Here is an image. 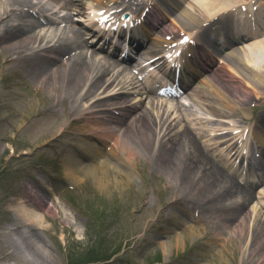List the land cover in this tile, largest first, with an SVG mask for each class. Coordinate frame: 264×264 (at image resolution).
I'll return each mask as SVG.
<instances>
[{
    "label": "rangeland",
    "instance_id": "obj_1",
    "mask_svg": "<svg viewBox=\"0 0 264 264\" xmlns=\"http://www.w3.org/2000/svg\"><path fill=\"white\" fill-rule=\"evenodd\" d=\"M136 3H141V0H136ZM5 4H0L2 11L7 6ZM129 5L130 10L135 8L132 3ZM55 6L54 1L35 0L31 9L47 13ZM29 14L32 16V13ZM80 16L83 14L74 12L73 19L69 21L67 16L60 15V19H67L68 24L64 28H57V33L47 35L60 37L63 41L69 39V31L76 29L73 28L74 19ZM23 17L31 20L28 16ZM14 21L11 19V23ZM45 29L50 28L47 26ZM49 43L48 39L35 45L32 41L17 53L0 47V264H253L246 253L254 234L249 228L253 227L251 221L258 212L264 218V189L258 192L255 202L247 209L248 231L245 232L246 237L241 238L237 233L232 234L226 225L223 226L224 223L217 222L218 210H214L215 213L206 212L198 196L194 194L193 198L189 197L190 194L178 187L168 173L158 168L154 156L149 155L151 150L147 148L144 151L138 144V149L132 147L136 150L133 161L124 165L123 161L117 160L121 168H126L127 173H124L127 175L123 177L124 182L113 178V188L100 187L93 173H81L82 181L78 184L70 181L65 167L68 157L72 155L74 160L80 158V162H92L93 158L80 147L82 140L89 144H93V140L91 135L74 137L62 134L63 131L79 130L80 124L70 123L71 119L79 116L72 117V108H64L62 103L54 108L55 104L49 102L59 97H54L55 84L45 89L31 76L33 49ZM223 77L211 75L231 92V86L225 83L227 79ZM125 80L129 82L130 78L121 76L110 88V93L131 92L132 86L127 90L120 89L122 85L118 86ZM204 88L186 99L180 118L187 121L197 135L209 134L212 129L221 127L233 131L242 123L241 110L239 112L236 108L237 113L228 111L231 117L229 126H226L208 104L204 105L207 101H215L219 91H207V85ZM104 90L99 89L92 102L99 100ZM132 93L127 103L129 105L140 100ZM197 94H200V98ZM197 98L200 102L194 104ZM250 98L253 116L247 124L257 119L259 112L264 110V107L261 108L264 97L256 99L251 95ZM210 105L224 107L213 102ZM122 111L116 108L109 114L117 116L116 113ZM90 120L87 119L85 123L90 125ZM129 121L133 122L132 119ZM177 121L179 118L176 123L172 119L168 122L171 131ZM201 140L212 153L215 151V138L203 137ZM73 144L78 146L74 147ZM151 148L154 149V146L151 145ZM74 160H71V166L76 169L78 166ZM95 160L101 162L103 157ZM115 170L109 171V175L115 176L119 172ZM72 184L78 189L74 190ZM28 190H32V194L46 195V210H37L43 222L32 232V228L23 227L24 233L20 237L10 235L12 230H5L13 228L18 218L16 210L22 205L33 209L32 203H24ZM236 200V197L229 198L221 205L233 207L238 203ZM226 206H221L220 212L227 209ZM192 228L196 229V233L191 235ZM179 236L184 237L179 246L171 249L163 247ZM27 238H34L35 242L44 246L45 258L41 257V252H35L36 259L32 263L26 261L30 255L28 248L19 243H26L22 240ZM4 242L11 243L8 246ZM11 250L17 256L11 255Z\"/></svg>",
    "mask_w": 264,
    "mask_h": 264
},
{
    "label": "bare ground",
    "instance_id": "obj_2",
    "mask_svg": "<svg viewBox=\"0 0 264 264\" xmlns=\"http://www.w3.org/2000/svg\"><path fill=\"white\" fill-rule=\"evenodd\" d=\"M52 1L58 2L60 0H49V2ZM159 1L160 5L157 9L158 11L171 3L170 0ZM253 1L254 0H173L172 5L174 13L171 15V22L166 24L158 32L159 36L155 38L153 47L155 48L159 45H167L168 47L172 45V40L177 39L178 35L182 33L190 36L193 34V30L196 29L204 30L205 28L209 29V27L211 29L214 27L213 25L222 26L224 23L221 21L224 20V22H227L226 18L239 6ZM255 1H262V3L257 6L256 11L251 10L246 13V15L261 20L260 27L258 26V29L257 27L253 28L254 32L256 34L258 33V40L254 41V43H248L247 46H236L237 48L235 47L234 50L226 53L224 56V63L219 69L217 68V70L213 72L216 77L224 76L223 78L227 79L225 83L228 82L231 86V92L225 90L218 80L216 81V79L211 78V76L206 77V79L201 82L202 86L207 85V91L209 89L214 93L215 91L216 93L219 91L217 94L218 96L215 97V101L213 100L211 102L215 103V105L221 104L224 107L212 106L210 105L211 102L208 101L204 104L206 106L208 104L209 108H211L217 117L229 119V117H231L229 114L231 113L228 111L237 113L235 109L238 108L239 112L241 110L242 120H249L253 116L251 95H254L256 99L264 97V0ZM33 2H35V0H0V4H7L3 11L0 9V28L2 27V32L0 33V46L5 47L8 52L13 51L17 53L22 50L26 44L32 43V41H34L35 45L37 43L41 44L47 39L50 40V38L57 37H48L47 34H44L46 30L42 27H44L45 24L53 26L49 24L47 20H38L28 23L26 20L18 17L22 16V12L20 14L15 12L12 13L13 8L11 7L15 6V8H17L16 10H20L21 6L29 9L33 5ZM86 2H88V11L91 12L95 10H104L106 6L117 5L119 3L124 4L126 0H86ZM58 4L59 3H57V5ZM62 5V9L64 8L72 12H74L75 8L80 9L79 7H81V5L66 1H63ZM227 13L230 14L227 15ZM222 16L226 17L222 18ZM10 18L17 21L15 26L11 23ZM218 19H221V21H218ZM213 22V25L208 26ZM80 33H82L81 29L77 30L71 39H66L65 42L61 44L56 43L51 48H43L40 50L39 47L41 45L38 46L34 49L35 51L30 59L32 62V67L30 68L32 78L38 80L45 89L55 84L56 90H54V97L56 98L57 95H59V97L56 100H51L49 103H54V108L62 103L64 108H72V112L74 113L72 117L79 116L77 119L70 120L72 124L81 125L79 130L77 132L71 130L68 132L63 131L62 134L67 133L72 136L74 135V137L80 135L86 137L92 136L94 145L89 144L86 140L80 141L81 144H83L80 148L89 155V157L93 158L92 162H80V158L74 160L73 156L70 155L68 157L70 162L67 161L65 163L66 174L67 177L70 178V181L78 184L82 181L81 173H93L100 187L113 188V178L124 182L123 177L127 175L126 168H121V164L119 165L117 160L123 161L124 165L133 161L135 159L136 150H133L132 147L138 149L136 146L138 144L144 151L147 150V148L151 150L150 152L148 151L149 155L154 156V162H156L158 168L168 173L171 180L178 187L190 194L189 197L193 198L194 194L198 196L200 203H203L202 205L206 207V212L215 213L214 210H218L220 213L217 216L218 223H224L223 226L226 225L232 234L237 233L241 238L243 236L246 237L245 232L248 231L247 221L249 220L247 208L252 204L255 197L254 194L248 196L246 191H244L235 180L231 179L218 165L212 155L206 153L208 149L200 142V139H198L194 130L189 125L179 129L180 127L178 128L176 124L174 130L171 131L168 122L175 116L177 111L171 114L169 109L162 105L153 104V106H146L145 103H139L129 109L125 106V109L128 110V118L132 119L134 117L133 122H120L117 128L120 131L122 130V135L119 134V137L114 139L110 145V140L118 135L119 132L113 130L112 124L109 125V122L113 121H108L105 114L108 112L111 105L115 103H125L127 95H105L110 88L118 82L120 74H116V77H114L113 71L118 67L115 66V62L110 59L102 60L94 51L89 52L86 50V52H84L86 48L90 49V47L89 43L81 37ZM200 36L203 37L204 35ZM57 38V42H59L61 38ZM237 40L239 39L237 38ZM237 43L240 45V41ZM120 73H123V71L120 70ZM103 88L105 91L102 95H104L105 98L101 97L99 100L92 102L94 95L99 89L101 91ZM213 92L211 94H213ZM196 96L200 98V94ZM198 98L194 101L195 104L200 102ZM65 113H67V110H65ZM177 115L179 116L180 114ZM90 118L92 119L89 121L91 122V126L85 123V121ZM172 124L173 123H171V125ZM181 124L182 123H180V125ZM237 128L240 129V127ZM167 131H169L168 134L166 133ZM160 135H163V137L159 138ZM253 135L259 142L264 144V127L261 132L254 131ZM95 139L98 140L99 143H102L104 148H108L110 145L106 154H103V148H100L99 145L94 143ZM151 145L154 146V149L151 148ZM101 157H103L101 162L95 160V158ZM71 160L76 162V166H78L76 169L71 166ZM113 169L119 170V172L116 173L117 176L109 175V171ZM75 188L78 189L77 186ZM32 192V190H28L24 203H32L31 206H33V209L30 206L22 205V207L16 210L18 218L16 222H14L15 224L12 225L13 228L5 230V232L12 230L10 235L14 234L20 237L24 233L23 227H27L28 229L32 228V232L34 228H38L41 222H43L37 210H46L48 206L45 203L46 195H42L41 193L32 194ZM238 195L248 197L242 202L239 201L233 207L224 204L221 205L222 201ZM221 206H226L227 209L220 212ZM258 213L255 219L251 221L253 227H250L249 230L252 232L254 231V234L252 236V241L249 242L250 247L246 253L251 257L248 259H250L253 264H264V218L262 219V214L260 212ZM237 224L238 227H236ZM194 233H196V229L192 228L189 234L192 235ZM34 235L36 234H33V236ZM183 238L184 237L179 236L175 241H170V243L163 247L171 249L173 246H179ZM33 239L34 238H27L26 240H22L26 241V243H19L27 246V252H29L28 254L30 255L26 261L29 263L33 262L35 252L38 254L41 252V257L45 258L44 246L39 242H35ZM9 243L11 242H4V244L8 246ZM13 251L14 250L10 251L11 255L17 256ZM222 255L221 252V256ZM247 261L248 260L244 262Z\"/></svg>",
    "mask_w": 264,
    "mask_h": 264
}]
</instances>
